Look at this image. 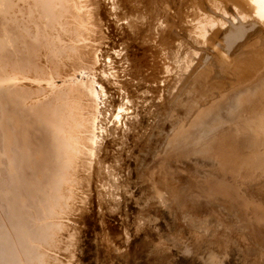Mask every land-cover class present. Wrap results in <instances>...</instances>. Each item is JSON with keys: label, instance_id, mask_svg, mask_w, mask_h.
Wrapping results in <instances>:
<instances>
[{"label": "rangeland", "instance_id": "rangeland-1", "mask_svg": "<svg viewBox=\"0 0 264 264\" xmlns=\"http://www.w3.org/2000/svg\"><path fill=\"white\" fill-rule=\"evenodd\" d=\"M78 1L85 10L95 2L110 42L124 43L118 52L146 62L149 76L136 82L144 111L138 122L142 133H160L157 145L145 142L144 158L132 165L131 185L112 174V161L103 162L98 174L85 157L72 156L59 203L50 211L41 201L40 208L30 206L29 225L47 229L48 237L34 241L44 261L26 264H264V138L253 134L264 110L240 99L264 82V47L257 37L248 40L257 27L232 43L226 35L234 20L229 13L221 19L214 0ZM21 3L13 5L10 23L20 16ZM210 15L226 25L212 27L216 33L208 31L211 38L205 34L203 42L199 29L216 19ZM41 80L43 85H27L31 97L50 93L52 83ZM40 124L34 136H51ZM246 148L258 149L254 161ZM124 188L135 195L125 206Z\"/></svg>", "mask_w": 264, "mask_h": 264}, {"label": "bare ground", "instance_id": "bare-ground-1", "mask_svg": "<svg viewBox=\"0 0 264 264\" xmlns=\"http://www.w3.org/2000/svg\"><path fill=\"white\" fill-rule=\"evenodd\" d=\"M18 1L22 2L21 14L10 23L9 15L14 12L11 9ZM92 3L95 2H91L89 8L94 5L97 9ZM81 4L78 0H0V201L4 202H0V208L7 207L0 222V264H26V261L41 260L34 241L46 239L47 229H42V226L36 228L33 222H30L33 226L29 225L28 212L30 206L37 205L39 201L45 203L48 211L53 206L51 204L59 203L63 197V180L68 174L66 168L70 167L72 156L85 157L91 172L98 174L103 162L112 161V174L117 173L120 181L130 183L134 175L132 165L139 158H144L147 141L156 142V145L158 142L160 130H156L154 136L142 133L138 122V116L144 111L140 105L141 95L139 97L136 93V82L149 76L146 62L118 52L117 48L121 50L124 43H111L109 34L102 30L103 17L99 11L85 10ZM212 7L222 15L217 14L221 19L229 13L231 21L238 22L235 24L233 21V24L228 18L231 28L240 24L239 29L236 27L240 32L229 27V32L226 30L229 34L223 33L229 35V41L234 40L232 43L235 44L249 30L257 27L248 40L257 37L264 47V0H214ZM210 16L211 19L217 17ZM219 19L206 22L203 29L201 26L195 28L201 27L199 30L204 31L197 32L202 34V41L205 34L209 36L211 32L208 31L212 27L222 25L217 22ZM235 32L238 33L232 37ZM232 43L228 45L232 46ZM114 48L120 54L113 53ZM127 61L131 64L125 67ZM116 68L118 70H111ZM41 79L52 83L47 90L50 93L42 98L39 95L34 101L33 98H37L31 97L34 90L32 93V88L27 87L32 86L33 81L43 82ZM155 79L154 83L160 87V78ZM48 83L44 85L48 86ZM259 83L250 86L248 94L240 99H246L248 103L259 102L258 109L262 111L264 82ZM259 117L261 123L253 134L264 138V112ZM37 123L49 127L51 136L41 135L37 139L33 134ZM140 133L141 138L135 139ZM139 150L144 151L143 157L137 155ZM246 150L250 160L254 161L258 149ZM262 160L259 158L257 163ZM30 169L33 171L31 175L28 173ZM125 171H129L128 174ZM88 177L89 180L93 178L91 174ZM129 189L124 188L121 199L126 201L128 195H133ZM125 201L123 205L128 200ZM37 207L40 208L39 205Z\"/></svg>", "mask_w": 264, "mask_h": 264}]
</instances>
